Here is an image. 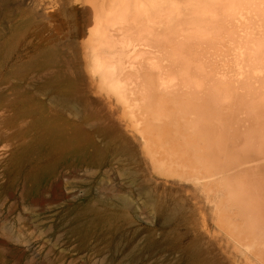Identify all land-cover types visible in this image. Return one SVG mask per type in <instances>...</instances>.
Wrapping results in <instances>:
<instances>
[{
  "label": "rangeland",
  "instance_id": "obj_1",
  "mask_svg": "<svg viewBox=\"0 0 264 264\" xmlns=\"http://www.w3.org/2000/svg\"><path fill=\"white\" fill-rule=\"evenodd\" d=\"M46 2L0 0V264H245L189 202L170 213L183 191L97 88L84 22Z\"/></svg>",
  "mask_w": 264,
  "mask_h": 264
},
{
  "label": "bare ground",
  "instance_id": "obj_2",
  "mask_svg": "<svg viewBox=\"0 0 264 264\" xmlns=\"http://www.w3.org/2000/svg\"><path fill=\"white\" fill-rule=\"evenodd\" d=\"M58 3L84 22L89 72L121 105L127 136L164 186L183 191L170 213L189 202L245 264H264V0L43 5Z\"/></svg>",
  "mask_w": 264,
  "mask_h": 264
}]
</instances>
